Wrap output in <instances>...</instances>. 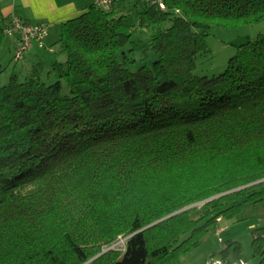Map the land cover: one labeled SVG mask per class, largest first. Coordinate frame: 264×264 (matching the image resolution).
Segmentation results:
<instances>
[{
	"label": "trees",
	"instance_id": "16d2710c",
	"mask_svg": "<svg viewBox=\"0 0 264 264\" xmlns=\"http://www.w3.org/2000/svg\"><path fill=\"white\" fill-rule=\"evenodd\" d=\"M262 21L264 0H123L62 23L49 66L0 84V264H179L264 201V34L196 73L214 26Z\"/></svg>",
	"mask_w": 264,
	"mask_h": 264
},
{
	"label": "rangeland",
	"instance_id": "374dc122",
	"mask_svg": "<svg viewBox=\"0 0 264 264\" xmlns=\"http://www.w3.org/2000/svg\"><path fill=\"white\" fill-rule=\"evenodd\" d=\"M129 6L130 5H127V8L121 7V9L126 10L130 8ZM52 33L53 31L49 39H51ZM262 33L264 34V21L253 25H241L237 28L214 26L213 33L208 38L211 53H201L198 56L196 73L211 76L212 73L218 74L223 71L225 72L228 59L236 53L237 45L245 43L248 40H253ZM142 38L147 40L144 36ZM34 50H36V48H34ZM14 52L15 50L10 47L0 52V60L2 62L0 65V84L7 83L6 81H8L10 76L14 73L21 74L20 67L25 64V60L15 62L12 56ZM42 54H44V59L47 60L46 63L49 66L53 55L49 53L48 49ZM26 55L29 56V54ZM157 57V54H153L152 59L154 60ZM30 67L31 66H29L28 70H31ZM219 221V226L217 228L211 227L197 248L181 256L179 264H203L206 256L208 257L213 254H215V256H223L220 252L224 244L221 242L222 238L225 241L237 240L243 247L240 254L241 257L248 261L249 264H261V257L253 254L254 249L252 240L253 230L257 227L264 226V201L258 203H245L235 215H232V217L220 218ZM218 228H222L223 233H218ZM124 239L125 237H120L118 242L111 247L124 249L123 245H125V243H122Z\"/></svg>",
	"mask_w": 264,
	"mask_h": 264
},
{
	"label": "crops",
	"instance_id": "0c3cea01",
	"mask_svg": "<svg viewBox=\"0 0 264 264\" xmlns=\"http://www.w3.org/2000/svg\"><path fill=\"white\" fill-rule=\"evenodd\" d=\"M92 4H94V0H0V28L7 27L15 16L31 24L47 23L49 26L48 35L44 40L46 47L40 48L36 42L33 43L32 48L26 53L29 56L24 54L23 60H25V64L20 67L21 70L26 71L29 66L33 67L35 63L41 60L47 62L42 53L46 49H48L50 54L53 53L55 47L52 44L58 38V27L62 23L85 13ZM52 31V37L49 39ZM16 41L15 37L6 35L0 46V52H3L7 47L15 50ZM1 63L0 60V65ZM208 257L206 256L205 260Z\"/></svg>",
	"mask_w": 264,
	"mask_h": 264
},
{
	"label": "built area",
	"instance_id": "2783aa9c",
	"mask_svg": "<svg viewBox=\"0 0 264 264\" xmlns=\"http://www.w3.org/2000/svg\"><path fill=\"white\" fill-rule=\"evenodd\" d=\"M123 0H94V3L103 8H110L113 5L119 3ZM142 1H151L154 4L159 5L162 10H166V0H142ZM47 23H37L31 24L20 17H13L11 23L5 27L4 33L9 37H15L17 40V45L13 60L19 62L23 60L25 55L33 46V43L36 42L40 48H45V38L48 35L49 28ZM218 233H223V229H217ZM126 238L122 241L125 243ZM204 264H249L244 258L226 260L221 256H211L209 257Z\"/></svg>",
	"mask_w": 264,
	"mask_h": 264
},
{
	"label": "water",
	"instance_id": "95a60500",
	"mask_svg": "<svg viewBox=\"0 0 264 264\" xmlns=\"http://www.w3.org/2000/svg\"><path fill=\"white\" fill-rule=\"evenodd\" d=\"M194 205H196V204H194ZM193 206V205H192ZM191 207V206H190ZM187 208H189V207H187ZM186 209V208H185ZM106 251V250H105Z\"/></svg>",
	"mask_w": 264,
	"mask_h": 264
}]
</instances>
